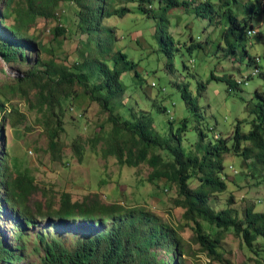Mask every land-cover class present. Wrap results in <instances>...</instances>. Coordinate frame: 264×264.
Masks as SVG:
<instances>
[{
	"label": "trees",
	"instance_id": "1",
	"mask_svg": "<svg viewBox=\"0 0 264 264\" xmlns=\"http://www.w3.org/2000/svg\"><path fill=\"white\" fill-rule=\"evenodd\" d=\"M9 1L4 0V3ZM60 2L74 4L77 8L75 15L79 32L88 38L93 34L98 37L100 32H104L107 38L104 42L97 40L95 44L101 57L77 59L72 66L58 64L52 59H40L38 51L25 78L7 87H10V92L22 91L24 86L36 90L37 100L42 104L40 111L46 113L48 119L43 124L46 125L49 148L52 151L56 149L63 132L62 106L83 97L107 114L106 123L110 125L108 131L101 125L99 132L89 141L93 149L101 145V157H113L119 166L135 168L147 164L151 168L148 183L158 186L163 182L174 187V202L184 210L182 219L192 224L195 242L210 259L220 260L221 254L217 249L227 231L239 237L252 253L257 255V249L264 252V211L255 212L253 207H246L240 215L232 207L231 198L229 206L221 210L216 211L209 205L213 197L227 189L226 155L239 157L245 163L250 161L253 169L264 167V91L256 90L253 93L255 103L247 106L252 117L248 133L240 130L238 122L231 136L205 143V135L199 129L196 150L187 154L181 148V136L186 131L185 120L176 134L170 132L169 138V134L163 137L154 129L149 112L132 108L126 109L125 115L118 112L117 108L124 107L121 98L126 92L121 82L122 74L132 72L138 82L141 77L135 69L136 64L121 50L112 52L109 60L102 57L109 53L105 45L113 42L112 30L104 28L102 21L124 17L130 12L127 5L136 2L139 13L155 23L153 37L168 60V70L173 46L168 31L169 14L177 8L210 24H223L224 56L233 57L241 49L240 60L248 58L244 43L255 32L253 21L264 14V0H24L23 8L2 16L4 19L13 16L11 25L5 26L0 18V61L6 65L26 62V52L34 45L33 40L24 34L37 18H54L59 24L52 30L53 40L63 36L66 30L60 23L62 13L55 12ZM37 46L38 50L53 52L41 44ZM256 60L248 58L247 65L252 64L254 69H258ZM212 79L223 82L228 91L238 90L242 84L232 76H212ZM63 87L68 90L66 93L61 92ZM74 87L80 89L79 94L73 90ZM204 90L205 85L200 83L198 94ZM181 97L194 117H200L199 108L186 86ZM6 102V96L1 93L0 112H5L2 122L12 112L6 113ZM160 112H165V108ZM72 149L80 160L82 152L78 139ZM0 154V193L3 194L0 219L5 216L12 231L11 239H5L0 228V264H19L31 255L26 251L24 233L40 222L46 226L43 224V232H37L39 243L32 250L41 252L39 264H180L177 256L184 253L181 236L157 215L142 207L106 204L97 194L73 201L69 193L62 192L58 204L48 201L44 205L38 204L32 211L28 205L29 197L37 189L33 178L26 171H18L13 178L7 172L6 152ZM193 182L196 186L191 188ZM46 229L56 232L55 239L49 241ZM68 234L77 235L71 247L60 241Z\"/></svg>",
	"mask_w": 264,
	"mask_h": 264
},
{
	"label": "rangeland",
	"instance_id": "2",
	"mask_svg": "<svg viewBox=\"0 0 264 264\" xmlns=\"http://www.w3.org/2000/svg\"><path fill=\"white\" fill-rule=\"evenodd\" d=\"M136 6V2L128 4L130 12L122 18L111 17L102 21L104 28L112 30L113 41L105 45L109 53L102 57L109 60L112 52L121 50L136 64L135 69L141 77L138 82L132 72L122 74L121 82L126 92L121 98L124 107L117 108L118 112L125 115L128 108L149 112L154 129L163 137L169 134V138L170 132L176 134L185 120L186 131L181 136V148L187 154L196 150L199 129L205 135V143L231 136L238 122L240 130L248 133L252 117L247 106L255 103L253 93L256 90L264 91V14L253 21L255 34L244 43L248 58L258 59L259 73L252 75L254 65H247L248 58L240 60L241 49L233 57L224 56L223 24H210L181 8L172 10L168 31L173 46L168 70V60L153 37L155 23L142 16ZM23 7L24 0H11L8 4L0 0L2 23L11 25L14 17L10 15L4 19L2 16L13 14L14 9ZM55 12L62 13L60 23L66 30L63 36L53 40L52 30L59 24L54 18H37L24 34L27 39L33 40L34 45L26 52V62L6 65L0 61V94L4 93L7 98L6 113L12 111L4 122L1 118L5 112H0V152H6L7 172L13 178L18 171H26L33 178L37 189L29 197L28 205L32 211L38 204L44 205L48 201L58 204L62 192L69 193L73 201L97 194L106 204L118 203L125 208L149 210L173 227L182 238L184 253L177 256L180 264H264L262 249H257V255L252 253L232 231L225 232L217 249L221 254L220 260L210 259L195 242L192 224L182 219L184 210L174 202V187L163 182L158 186L148 183L151 168L147 164L129 168L119 166L113 157L102 158L101 145L93 149L89 141L99 132L101 125L105 131L110 129V125L106 123L107 114L101 112L96 104L80 97L72 104L63 105V132L56 149L52 151L49 148L46 125L43 124L48 119L46 113L40 111L42 104L37 100L36 90L24 86L22 91L10 92V87H7L25 78L38 51L40 59H52L58 64L72 66L77 59L101 57L95 44L97 40L104 42L107 38L104 32H100L98 37L93 34L90 38L79 32L74 4L60 2ZM38 44L53 52L38 50ZM191 45L194 47L190 48ZM212 76H232L242 84L238 90L228 91L223 82L212 79ZM200 83L205 85V90L199 95ZM152 84L155 86L152 87ZM184 86L199 108L198 118L194 117L181 97ZM73 90L80 93L78 87ZM67 91L64 87L61 90L62 93ZM161 108H165V112H160ZM77 139L82 149L80 160L72 149ZM224 166L227 189L210 200V207L221 210L229 206L231 198L232 207L240 215L246 207L263 212L264 167L253 169L250 161L245 163L232 155L225 156ZM195 186V182L191 183V188ZM2 196L0 193V200ZM43 224L40 222L24 233L26 251L31 255L19 264H39L41 252L32 250L39 243L37 232H43ZM202 226L207 228L204 223ZM0 228L5 239H11L12 231L5 216L0 219ZM46 232L49 233V241L55 239L56 232L47 229ZM63 237L60 241L71 247L77 235Z\"/></svg>",
	"mask_w": 264,
	"mask_h": 264
},
{
	"label": "bare ground",
	"instance_id": "3",
	"mask_svg": "<svg viewBox=\"0 0 264 264\" xmlns=\"http://www.w3.org/2000/svg\"><path fill=\"white\" fill-rule=\"evenodd\" d=\"M253 34H255V32H252V33H251V35H253ZM256 63H258V60H256ZM258 73H259L258 69L255 68V69H254V72H253L252 75H255V74H258ZM237 82H238V81H237ZM238 83H240V82H238Z\"/></svg>",
	"mask_w": 264,
	"mask_h": 264
},
{
	"label": "built area",
	"instance_id": "4",
	"mask_svg": "<svg viewBox=\"0 0 264 264\" xmlns=\"http://www.w3.org/2000/svg\"><path fill=\"white\" fill-rule=\"evenodd\" d=\"M252 35H250V37H251ZM255 66L257 67V64H255ZM152 85H154V84H152Z\"/></svg>",
	"mask_w": 264,
	"mask_h": 264
}]
</instances>
